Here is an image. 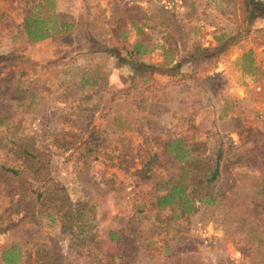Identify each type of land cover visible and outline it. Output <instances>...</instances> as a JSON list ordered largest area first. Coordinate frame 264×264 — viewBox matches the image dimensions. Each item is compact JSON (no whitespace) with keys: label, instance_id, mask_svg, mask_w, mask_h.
Returning <instances> with one entry per match:
<instances>
[{"label":"rangeland","instance_id":"1","mask_svg":"<svg viewBox=\"0 0 264 264\" xmlns=\"http://www.w3.org/2000/svg\"><path fill=\"white\" fill-rule=\"evenodd\" d=\"M0 167V264H264V0H0Z\"/></svg>","mask_w":264,"mask_h":264},{"label":"trees","instance_id":"2","mask_svg":"<svg viewBox=\"0 0 264 264\" xmlns=\"http://www.w3.org/2000/svg\"><path fill=\"white\" fill-rule=\"evenodd\" d=\"M40 34V33H39ZM39 34H37L36 33V35H33V33H29V36L31 37H35V36H38ZM137 52V50H135L134 51V53H136ZM131 53V52H130ZM146 67H150L151 65H145ZM176 66L178 67L179 65L178 64H176ZM181 149H182V147H181ZM183 150V149H182ZM24 153H25V151H24ZM26 154V153H25ZM155 155H153V157H154ZM175 158L179 161V162H183L184 164H187V165H190L191 163H192V159L191 158H188L187 157V154H185L184 153V151L182 152V154L181 153H178V152H176L175 153ZM150 162V161H149ZM1 168V170L2 171H6V172H9V173H11L12 175H15V176H19V174H20V171L21 170H18V169H13V168H7V167H0ZM217 173H218V161L217 160H214V166H213V168L212 169H210V171H209V173H208V176H206L205 178H204V181L205 182H209V181H211V180H213L215 177H216V175H217ZM31 179H34V180H42V177H41V175H37V174H31ZM39 186H38V192L37 193H35V197L36 198H40L41 196H42V191L41 190H39ZM173 191H177V192H179L180 191V189H179V185H173V186H171L170 187V190L169 191H167L166 193H164L163 195H159V196H157L156 197V201H157V203H158V206H164V205H167L170 201H172V192ZM178 198L180 199V202L181 203H184V201H185V194H183L182 192L181 193H179L178 195ZM179 202V203H180ZM52 214H56V210H54L53 212H52ZM50 215H51V213H50ZM7 227H3V229L5 230ZM0 229H2V228H0ZM112 235H113V233H111ZM121 236V235H120ZM119 235L118 236H115L116 238H121ZM4 259H5V263L4 264H8V262H11V257H9V258H7V257H4Z\"/></svg>","mask_w":264,"mask_h":264}]
</instances>
